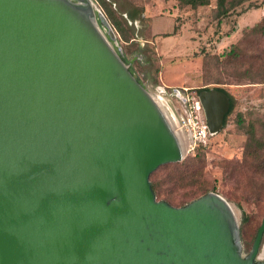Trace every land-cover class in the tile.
Instances as JSON below:
<instances>
[{"label": "water", "instance_id": "water-1", "mask_svg": "<svg viewBox=\"0 0 264 264\" xmlns=\"http://www.w3.org/2000/svg\"><path fill=\"white\" fill-rule=\"evenodd\" d=\"M120 52L94 0H0V264H264V216L243 256L219 193L157 199L183 141ZM198 98L218 133L228 96Z\"/></svg>", "mask_w": 264, "mask_h": 264}, {"label": "rangeland", "instance_id": "rangeland-1", "mask_svg": "<svg viewBox=\"0 0 264 264\" xmlns=\"http://www.w3.org/2000/svg\"><path fill=\"white\" fill-rule=\"evenodd\" d=\"M263 1L245 0L229 8L218 25L216 0L196 8L181 5L178 0H105L131 36L124 41L109 21L123 61L151 95L165 102L162 106L183 141L181 161L198 163V184L234 206L243 256L249 253L264 216V35L243 37L245 29L264 18ZM94 2L105 14L97 0ZM127 11L142 13L130 20ZM99 27L106 35L105 27ZM236 43H240L241 54L227 56L225 51ZM243 72L254 80L237 77ZM215 86L233 98V109L222 130L189 150L190 136L182 124L188 103L182 99L189 97L191 102L192 97L198 99L199 90ZM249 143L260 147L261 156L249 155ZM166 169L158 172L162 188L175 198L188 200L197 184L175 183L170 176L174 177L176 171ZM256 261H264V257L260 254Z\"/></svg>", "mask_w": 264, "mask_h": 264}, {"label": "trees", "instance_id": "trees-1", "mask_svg": "<svg viewBox=\"0 0 264 264\" xmlns=\"http://www.w3.org/2000/svg\"><path fill=\"white\" fill-rule=\"evenodd\" d=\"M181 5H188L192 8H196L198 6H203L207 5L209 3V0H178ZM245 0H216V16H217V24L220 25L221 19L228 14V10L231 7H234L236 5L241 4ZM97 2L101 5L103 8L106 17L109 19L113 27L116 29V31L120 34L121 38L124 41H128L130 39L129 31L126 30L124 24L118 16L116 15L115 11L111 8V6H108L105 2V0H97ZM264 4V1L262 2ZM142 12H137V11H127V17L130 20H135L140 17ZM247 34H258V35H264V18H262L260 21L256 22L253 26L245 29L243 37L247 36ZM242 48L240 46V43H236L230 46L228 50L225 51V54L229 57H237L239 54H241ZM240 79L241 78H247L250 80H254L253 76L247 72H243L241 74H238ZM137 80H139L137 78ZM140 81V80H139ZM210 89H217L222 92H224L228 98H229V109L224 115L223 118V126L224 127L226 123V119L230 112L233 109L234 106V101L231 96L220 86H215L213 88H202L201 90L198 91V95L200 91L202 90H210ZM241 120L239 119V123ZM222 128L220 130H222ZM219 130V131H220ZM249 145L252 148H249V155L258 158L261 156L260 152V147H257L253 144ZM249 146V147H250ZM200 147V146H199ZM166 168H171L176 171L175 176H170V179H173L174 182H179V181H187V183H194L197 184L195 188L191 190L189 193V199L186 200L187 198H175L172 193L166 188H162V183L163 179L159 178L158 172L162 169ZM168 170V169H166ZM200 174L199 172V165H191L190 160H183L181 162H170L166 163L163 165H160L155 171H153L150 174V181L152 185V189L157 197V199L165 200L169 204H176V206H183L186 203L200 197L201 195L207 193L210 191L209 188L205 185L198 184V175ZM213 189V188H212ZM262 221V220H261ZM261 224V223H260ZM260 226V225H259ZM258 230V228H257ZM255 238V237H254Z\"/></svg>", "mask_w": 264, "mask_h": 264}, {"label": "built area", "instance_id": "built-area-1", "mask_svg": "<svg viewBox=\"0 0 264 264\" xmlns=\"http://www.w3.org/2000/svg\"><path fill=\"white\" fill-rule=\"evenodd\" d=\"M186 102L188 103L186 104L187 116L182 117V124L186 126L190 136L189 150H194L196 146L205 144L210 133L199 98L192 97L190 102V98L187 97Z\"/></svg>", "mask_w": 264, "mask_h": 264}, {"label": "bare ground", "instance_id": "bare-ground-1", "mask_svg": "<svg viewBox=\"0 0 264 264\" xmlns=\"http://www.w3.org/2000/svg\"><path fill=\"white\" fill-rule=\"evenodd\" d=\"M154 97H155V96H154ZM155 99L157 100V102H158L159 104L165 106V102L163 101V98H161V97L158 96V98L155 97ZM164 106H163V107H164ZM262 249H263V250H262ZM261 250H262V253H261ZM261 250H260V253H259V255H258V259L260 258V254H261V257H264V244H263V246L261 247Z\"/></svg>", "mask_w": 264, "mask_h": 264}]
</instances>
